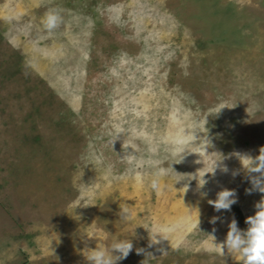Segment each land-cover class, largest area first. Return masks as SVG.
<instances>
[{"label":"rangeland","instance_id":"374dc122","mask_svg":"<svg viewBox=\"0 0 264 264\" xmlns=\"http://www.w3.org/2000/svg\"><path fill=\"white\" fill-rule=\"evenodd\" d=\"M52 9L61 22L47 30ZM260 146L264 0H0V264H84L85 246L134 224L166 239L149 247L136 225L133 248L152 256L117 264H239L211 235L222 241L233 207L244 219L264 196L245 193L235 155ZM220 188L236 203L216 212Z\"/></svg>","mask_w":264,"mask_h":264},{"label":"clouds","instance_id":"9594fccd","mask_svg":"<svg viewBox=\"0 0 264 264\" xmlns=\"http://www.w3.org/2000/svg\"><path fill=\"white\" fill-rule=\"evenodd\" d=\"M61 22V17L59 12L56 9H52L48 11L43 19V25L45 29L52 30L55 29L59 23ZM216 112V111H215ZM214 113V112H209ZM208 114V113H207ZM206 114V115H207ZM205 115V116H206ZM204 116V117H205ZM196 130L193 131L194 139L191 143H197L198 138L194 135ZM118 134V133H117ZM117 138V137H116ZM207 144L209 143L207 137H203ZM113 141V140H112ZM111 141V143H112ZM205 144V145H207ZM205 145L203 147L205 148ZM188 150L187 148H180L179 151L171 153L172 159H165L160 163L163 167L157 168L156 171L153 172L152 178L148 182V187L157 191L159 188L158 185V177L168 175V169H172L170 163L165 164L164 162H181L182 153ZM190 151V150H188ZM193 152V151H191ZM237 159L239 160L241 169L244 172V175L248 181V187L244 189L246 194H251L252 192L264 193V146H260L258 148V152L256 155L249 154H235ZM223 157L219 155V158L213 161L211 171H205L208 173H213L214 169L218 166L217 161L221 160ZM221 171L227 172L228 169L224 165H219ZM174 171V170H173ZM203 172L200 175V183H197L196 174L188 175H178L173 183L180 180L187 179H196L197 188H202L205 184V179L203 178ZM233 176L237 175V171H233L231 173ZM187 188V183L183 185V191ZM201 196H206L205 192H200ZM207 203L210 204L214 211L219 212L221 210H229L230 206L236 203V193L234 189L230 188H220L215 193L214 199H208ZM75 207V206H74ZM73 207V208H74ZM72 208V209H73ZM254 211L251 215H247L244 217V228H240L237 226V222L235 218H231L227 222V230L225 232L224 238L220 242H213L214 236L212 237V243L217 245L218 248L214 249L218 252V254L223 257L225 254L230 255L234 260L238 261L239 264H264V196L258 201H255L253 204ZM131 214V210L125 203L124 206L119 207L117 211L118 219L121 221L127 222L128 218ZM78 219V217H75ZM218 219L217 216H212L210 218V223H215ZM136 225L134 224L131 228V235H128L124 238H114L108 244L104 246L95 244L94 247L83 248L84 252H82L84 258V264H117L118 261L123 260L127 257L130 251H135L137 253H143L152 256L150 252H146L144 248L136 247L133 248V242L130 236L134 234L133 230ZM142 226V225H140ZM147 232V244L149 247L157 245L159 240L166 239L164 234H160L157 232H152L149 235L148 228L142 226ZM212 232H215V228L212 229ZM97 237L95 233L88 235L80 231V238H93ZM159 253L164 254L166 252L165 249L159 248Z\"/></svg>","mask_w":264,"mask_h":264},{"label":"trees","instance_id":"16d2710c","mask_svg":"<svg viewBox=\"0 0 264 264\" xmlns=\"http://www.w3.org/2000/svg\"><path fill=\"white\" fill-rule=\"evenodd\" d=\"M233 213H234L235 218H236L238 224L240 225V227L244 228L245 227L244 219H243L241 212L237 206L233 207Z\"/></svg>","mask_w":264,"mask_h":264}]
</instances>
